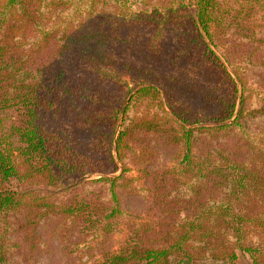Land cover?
Returning a JSON list of instances; mask_svg holds the SVG:
<instances>
[{
  "label": "trees",
  "instance_id": "obj_1",
  "mask_svg": "<svg viewBox=\"0 0 264 264\" xmlns=\"http://www.w3.org/2000/svg\"><path fill=\"white\" fill-rule=\"evenodd\" d=\"M258 8L264 0H0V222L20 211L33 214V227L50 215L94 225L120 215L119 191L138 189L125 176L134 142L162 137L176 155L162 172L143 170L153 178L151 217L130 221L119 250L93 264H238L239 250L264 264ZM163 26L187 29L166 65L131 44L132 34ZM196 48L223 71L230 93L166 67ZM134 70L144 81L111 87L116 71ZM78 128L90 131L89 143ZM133 153L151 163L152 153ZM108 154V174L121 173H104ZM73 176L87 191L106 186L109 205L103 195L56 205L20 186H60ZM11 249L0 227V264H14Z\"/></svg>",
  "mask_w": 264,
  "mask_h": 264
},
{
  "label": "rangeland",
  "instance_id": "obj_2",
  "mask_svg": "<svg viewBox=\"0 0 264 264\" xmlns=\"http://www.w3.org/2000/svg\"><path fill=\"white\" fill-rule=\"evenodd\" d=\"M254 21L259 23L264 33V12L258 8L254 16ZM162 29V30H160ZM156 31H148L149 33H134L131 35V44L134 48L147 47L144 52L153 57L152 52L162 55L165 59V65L170 61L169 53H173L181 43H185L184 32L186 28L161 27ZM191 58H176L171 61V65L166 66L172 69L175 76H184L189 81H197L201 85L209 88L218 87L222 93L229 92L232 84L225 78L223 71L219 67H215L204 55L202 49L196 48ZM137 60L144 57L137 56ZM231 69V68H229ZM117 70V69H116ZM255 69L251 68L250 72L255 73ZM116 80L110 81L112 88L118 86L125 90L134 88L144 78L139 71H116L114 73ZM261 76H255L254 80H260ZM166 99H173L170 93L163 91ZM179 100V99H177ZM186 105V104H185ZM78 138L83 143H89L91 138L90 131L78 128ZM105 139V138H104ZM134 150L130 152V156L125 160V171L127 178H134L131 185L137 187L133 191H119V208L122 213L113 218L105 219L98 224H87L75 219L63 221L59 216L46 217L36 227L27 224V220L33 219V214L29 217L24 216V212L20 211L11 214L9 219L2 217L0 227L7 229V239L11 246L10 259L14 264H93L94 261L103 259L104 252L119 250L124 239L129 234V222L133 219H142L151 217L149 209L151 207L153 188L152 177L147 175L146 171L162 172L166 167L174 162L176 149L170 146L162 137L146 136L139 137L133 144ZM142 150L152 153L151 163H145L142 154H135ZM115 156V154H114ZM116 161H118L116 159ZM137 164H135V162ZM119 162V161H118ZM104 173L108 174L113 165L111 158L106 155L103 160ZM142 165V166H141ZM121 168L124 167L119 162ZM142 167V170L139 167ZM146 170V171H143ZM120 169L116 175L121 173ZM115 174H108L113 176ZM78 176L70 177L64 180L60 186H51L42 181H28L20 185L22 190L27 189L41 195H49L50 200L56 205L64 204L72 201L75 197L84 195L87 198H97L103 195L106 204L109 205L108 188L103 185L88 187ZM154 209V206H152ZM238 264H253L251 256L239 250ZM190 264V263H189Z\"/></svg>",
  "mask_w": 264,
  "mask_h": 264
},
{
  "label": "water",
  "instance_id": "obj_3",
  "mask_svg": "<svg viewBox=\"0 0 264 264\" xmlns=\"http://www.w3.org/2000/svg\"><path fill=\"white\" fill-rule=\"evenodd\" d=\"M184 264H189V261L188 260H185Z\"/></svg>",
  "mask_w": 264,
  "mask_h": 264
}]
</instances>
